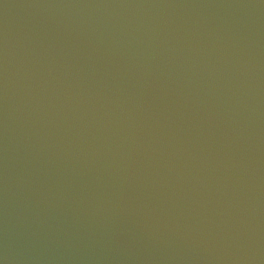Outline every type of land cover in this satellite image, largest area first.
Returning <instances> with one entry per match:
<instances>
[{"label":"water","instance_id":"water-1","mask_svg":"<svg viewBox=\"0 0 264 264\" xmlns=\"http://www.w3.org/2000/svg\"><path fill=\"white\" fill-rule=\"evenodd\" d=\"M0 264H264V0H0Z\"/></svg>","mask_w":264,"mask_h":264}]
</instances>
